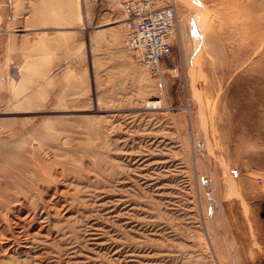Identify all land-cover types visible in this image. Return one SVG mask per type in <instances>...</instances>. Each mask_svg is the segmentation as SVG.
I'll return each instance as SVG.
<instances>
[{
  "label": "rangeland",
  "instance_id": "1",
  "mask_svg": "<svg viewBox=\"0 0 264 264\" xmlns=\"http://www.w3.org/2000/svg\"><path fill=\"white\" fill-rule=\"evenodd\" d=\"M122 1L0 0V264H264V0H154L160 76ZM240 188L256 256L218 226Z\"/></svg>",
  "mask_w": 264,
  "mask_h": 264
},
{
  "label": "built area",
  "instance_id": "2",
  "mask_svg": "<svg viewBox=\"0 0 264 264\" xmlns=\"http://www.w3.org/2000/svg\"><path fill=\"white\" fill-rule=\"evenodd\" d=\"M125 47L139 68L160 76V63L170 54L172 34L178 26L174 7H156L154 0H123ZM264 183V171L256 178Z\"/></svg>",
  "mask_w": 264,
  "mask_h": 264
},
{
  "label": "crops",
  "instance_id": "3",
  "mask_svg": "<svg viewBox=\"0 0 264 264\" xmlns=\"http://www.w3.org/2000/svg\"><path fill=\"white\" fill-rule=\"evenodd\" d=\"M48 1V0H40ZM73 9L75 11L74 4L77 0H69ZM83 1V0H82ZM49 9L48 7H43V9ZM59 8V7H56ZM76 22V17L71 14L70 24ZM241 187V186H240ZM231 198L225 200V198L220 200L219 209H217L216 216L218 218V226L224 227L226 230V237L234 247H238L242 250L244 243L249 245L252 243L253 255L256 256L254 252V241L257 239V229L259 227V212L249 207V197L243 192L242 188L237 189L236 193L230 196ZM228 229V230H227ZM245 229V232L243 231ZM239 244L241 246H239ZM245 248V247H244ZM251 248H248L249 250ZM234 257H240V253L234 255Z\"/></svg>",
  "mask_w": 264,
  "mask_h": 264
},
{
  "label": "bare ground",
  "instance_id": "4",
  "mask_svg": "<svg viewBox=\"0 0 264 264\" xmlns=\"http://www.w3.org/2000/svg\"><path fill=\"white\" fill-rule=\"evenodd\" d=\"M263 34H264V33H263ZM159 104H160V103H159L158 101H152V102H151V105H153V106H154V105L156 106V105H159Z\"/></svg>",
  "mask_w": 264,
  "mask_h": 264
}]
</instances>
